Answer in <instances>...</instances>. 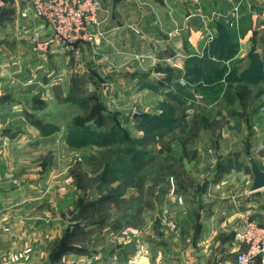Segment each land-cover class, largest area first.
Listing matches in <instances>:
<instances>
[{"label":"rangeland","instance_id":"1","mask_svg":"<svg viewBox=\"0 0 264 264\" xmlns=\"http://www.w3.org/2000/svg\"><path fill=\"white\" fill-rule=\"evenodd\" d=\"M217 1L224 11L225 0ZM184 2L128 0V6L120 10V4L111 8L109 3L107 19L124 17L126 32L122 33L123 24L116 23L115 27L120 45L113 36L103 40L105 49L100 48L98 39L83 43L79 55L67 50L72 61L78 63V72L54 79L51 87L44 90L24 84L20 73L27 67L19 62L16 52L22 51L23 40L6 39L5 47L17 56L22 86L0 91V139H6L8 144L0 143V180L9 177L16 184L47 176L49 181L43 189L38 185L31 188L44 194L51 192L53 204L49 209L58 208L61 235L70 231L72 236L74 230L65 226V217L80 207L82 215L76 236L62 242V251L73 246L71 250L76 254H85L87 250L100 252L104 237L100 226L107 224L112 242L109 248L106 243L103 247L112 253L119 252L120 259L132 257L134 242L131 234H122L123 229L154 221L161 209H167L166 216L173 222L187 225L191 214L210 208V202L218 196L220 188L213 190L211 185L215 177L225 175L224 172L228 176L231 163H237L240 157L241 163H247V172L250 157L260 162L264 157L260 147H252L254 135L264 130V72L260 71L256 57L243 61L245 52L235 53L239 38L249 35L251 43L260 31H252L253 25H247L251 26L248 32L246 25L233 27V32L227 28L218 41H209L212 49L218 50L217 54L210 52L209 57L216 61L221 58L217 69L225 67L227 72L236 66L238 75L246 70L241 81L226 83L220 77L207 80L203 76L186 79L183 76L187 66H192L186 63V54L197 56L204 39L189 36L183 43L180 40L182 33L194 31L196 22L192 23L194 28H188L190 31L174 37L167 34L168 24L172 29H181ZM203 2L210 4L212 0ZM3 7L0 13L5 11ZM213 8L208 6L210 22L214 19ZM138 15L142 18L140 23ZM223 15L224 24L232 28L233 17L227 19ZM234 15L237 20L241 14L237 11ZM29 41L31 44L32 39ZM181 48L187 53H181ZM228 54L233 57L225 60ZM29 71L30 81L42 82L47 78L42 68ZM77 128H85L89 138H71ZM8 163H28V167L16 175L8 174L2 169L8 168ZM194 177L205 183L202 185ZM3 181L0 189L8 188V181ZM1 209L6 214L7 210L0 206ZM136 212H141V216L134 218ZM3 222L0 264H8V225ZM90 226L97 227L92 243ZM145 240L141 245L147 250V236ZM69 259L62 264H72Z\"/></svg>","mask_w":264,"mask_h":264},{"label":"crops","instance_id":"2","mask_svg":"<svg viewBox=\"0 0 264 264\" xmlns=\"http://www.w3.org/2000/svg\"><path fill=\"white\" fill-rule=\"evenodd\" d=\"M184 1L183 4L186 10L182 13L181 32L190 31L188 28H194L192 26L194 22L198 25L194 28L196 34L192 33L194 31L191 33L187 32L186 35L181 34L180 40L182 43L184 39L188 40L189 36L200 37L205 42V29L207 28L213 37L216 36L218 24L225 22L223 13H225L227 19H231L233 17L232 14L238 11L241 15L237 18L238 21L233 17L232 27L243 28L246 25V32H248L253 25L255 28L252 26V31L257 29L260 31V34L258 33L259 36L255 41L252 40L251 43L248 40L249 35L239 38L240 46L236 53L241 54L244 51L243 57L245 58L242 60L246 61L249 57L248 53L253 51L258 56L261 62V70L264 72V0H225L226 6L224 7L227 8L224 11L217 5L220 4L217 0H212L210 4H204L203 0ZM127 2L128 0L119 2L118 4L120 5H118L117 10L126 8L128 6ZM109 3L112 5L111 8L116 6L110 0L102 1V10L100 11V48L104 47L103 40L108 37L113 39V36H116L117 45H120L121 40L119 33L116 32V23L123 24L121 26L123 34L127 30L125 23H122L124 17L117 15L107 19L110 12L107 9ZM3 4L6 8L5 11L0 13V91H8L10 90V86H22L19 83L22 76L25 86L30 87L33 84V87L44 90L51 87L54 79H61V76L70 77L73 73L76 74L78 72L75 69L78 63L72 61L67 50L57 42L53 43L48 51H32L29 40L33 35L37 34L43 40L50 38L53 32L43 20L34 14L28 1L4 0ZM164 4L167 5V3ZM190 5L193 8L190 9ZM208 6L214 7L212 11L214 19L212 22L208 20V15L210 14ZM133 7L136 9V6ZM235 8L237 11L234 12ZM197 9L200 10L199 13H197ZM245 9L246 13H244ZM257 17L259 19H256ZM138 18V23H140L142 18L140 15H138ZM184 23L186 24L185 26L183 25ZM168 25L167 27L166 25L164 26L168 29L167 34L175 28L172 29L170 24ZM247 25L251 26L247 28ZM156 27L158 28V24L157 26L154 24L155 29ZM165 33L166 31H163L164 37ZM6 39L23 40L24 42L22 51H16L18 52L19 60L21 59L19 62L27 67V70H22L23 73H20L22 76L18 72L19 66L16 63L17 56H15L14 50L8 51V47H5V45L8 46ZM203 43L197 56H202L204 53L203 50L206 46L203 47ZM180 51L181 53H187V51L184 52L183 48ZM90 53L86 52V54ZM189 55V53L186 54V56ZM77 62H80V60ZM38 68L43 69V74L48 79L46 78L42 82L30 81L29 70ZM10 103L13 104L16 101H11ZM5 142L6 139H0L2 145L8 146ZM10 145L14 147L13 143H10ZM252 145L253 148L260 147L262 154H264V130L259 135H254ZM241 159L242 157L237 159V163H231L232 168L228 176H225L227 173L224 172L223 174L225 175L217 176V178L213 179L214 182L211 183L213 187H211L213 190L220 188L218 196L210 202V208L197 209L195 215L194 213L191 214L187 225L186 223L178 224L173 222L171 218L166 216L164 210L167 209H161L160 215H155L157 217L154 218V221L149 220L148 224L134 226L131 230L128 228H125L126 230L123 229L122 232H124L122 234H131L129 236H131L134 242L132 257L127 256V258L120 259L119 252L112 253L111 250H106L105 246L103 247V243H106L109 248L112 241L109 240L111 235V232H109L111 231L110 226L102 224L100 229L104 237H101V243L99 244L101 248L100 252H89L87 250L85 254H76L72 250L67 252V254H63V257L56 263L62 264L66 262L67 258H70L69 261L73 262L72 264H82L83 262H85L84 264H133L134 256L142 242L146 243L145 237L147 236L149 248H147L146 255L139 259L140 264H232L236 252L243 248V244L234 239V232L244 220L250 219L255 222H261L264 218V188L249 192L252 175L246 170L247 163H241ZM254 159L256 160V158ZM15 161L18 162L19 160ZM15 161L13 160V162ZM256 161L264 169V157H262L261 162L259 160ZM27 164L8 163V168L3 167L2 169H4V172L8 171V174L12 173L16 175L24 167H28ZM194 179L197 182H201L202 185L205 183V181H199L198 177H194ZM2 180H4L3 184L8 181V188L2 187L0 189V206L7 210L6 214L1 212L2 209L0 210V225L3 220V224L5 225L6 223L8 225V264H10L11 260L9 256L12 252L25 249L26 247H31L32 252L29 258L24 261H28L29 264L52 263L50 255L53 253L54 244L62 236L60 213L57 206L53 210L49 209L53 204L51 192L44 194V192L34 191L35 187L31 188L33 185H38L40 189H43L49 178L44 176L25 181L21 180L22 182L19 181L16 184H13L9 177L7 180L3 176L0 181ZM208 183L210 181L206 184ZM133 216L134 218L140 217L141 212H136ZM66 218L65 226H69L70 223L66 221ZM90 227L91 235L89 239L92 243L96 238L93 235L94 228L97 227ZM91 243L90 245H93ZM252 264H261V262L257 259Z\"/></svg>","mask_w":264,"mask_h":264},{"label":"built area","instance_id":"3","mask_svg":"<svg viewBox=\"0 0 264 264\" xmlns=\"http://www.w3.org/2000/svg\"><path fill=\"white\" fill-rule=\"evenodd\" d=\"M0 0V8L3 6ZM34 14L48 25L53 34L41 40L37 34L31 37V48L35 52H45L53 43L61 44L74 55H79L83 43H93L100 39V11L102 0H26ZM197 1V0H191ZM235 12V11H234ZM233 17H236L234 13ZM232 24V21H231ZM204 46L213 39L212 33L206 29ZM181 34V29L174 28L169 36ZM234 239L243 244V248L235 254L232 264H252L259 259L264 264V218L261 222L247 219L234 232ZM31 247L14 251L9 256L11 261H24L29 258ZM146 253L141 245L134 256L133 264H140L142 253Z\"/></svg>","mask_w":264,"mask_h":264},{"label":"trees","instance_id":"4","mask_svg":"<svg viewBox=\"0 0 264 264\" xmlns=\"http://www.w3.org/2000/svg\"><path fill=\"white\" fill-rule=\"evenodd\" d=\"M227 28L234 29L233 27H227V25H225L223 22H221L220 24H218L217 26V34L216 36L213 37L212 41L216 42L218 41V38L220 36L221 33L225 32L227 30ZM228 31V30H227ZM232 32L234 30H231ZM216 44V43H214ZM204 53L202 56H196V55H192V56H188L186 59V63L189 64L191 63L192 66L188 67L187 66V70L186 73L184 74V78L188 79V78H196L197 76H203L204 78H207V80L209 79H215V77L217 79H222L223 82L226 83H235V82H239L241 81L242 75L244 76V73L246 74V70L243 71V74L238 75L237 74V67L236 66H232L230 68H228L229 71L225 72V70H227L225 67L221 68V69H217L218 65L221 60V58H219V61L216 60H212L209 56L210 52L217 54L218 50L216 49H212V47L210 46V43L208 44V46L206 48H204ZM236 53V52H235ZM220 55V54H219ZM218 55V56H219ZM249 56V57H248ZM248 58H251V60L253 59V57H256L258 60V56L256 54L253 53V51H250L248 53ZM225 57V56H224ZM233 57V54H228L227 57H225V60H230ZM260 62V60H259ZM261 64V62H260ZM252 71V70H251ZM261 71V69H260ZM220 77V78H219ZM250 79H248L249 81ZM220 85L217 86V88ZM219 89V88H218ZM71 138L74 137L75 140H81L84 141L86 139L89 138L88 134L86 133V129H76L74 132H72L71 134ZM91 137V136H90ZM98 142L100 143V141L98 140ZM140 165V163H139ZM76 210H79L80 212V219L77 222L74 223H70L69 225L72 228L73 234L71 236V233L69 231L68 235L64 232V234L61 236V238L58 240V242H55L54 244V250L53 253L50 255V261L52 262L51 264H56V262L61 258V256L69 251H72L71 249H73V246H71L70 248H68L66 246L67 250L62 251V246H64L62 244V242H64L65 239L69 238L70 239H74V237L76 236L75 234V229L77 228V226L79 225V222L81 220V215H82V210L80 209V207H78ZM72 237V238H71ZM67 251V252H66ZM55 262V263H53Z\"/></svg>","mask_w":264,"mask_h":264},{"label":"water","instance_id":"5","mask_svg":"<svg viewBox=\"0 0 264 264\" xmlns=\"http://www.w3.org/2000/svg\"><path fill=\"white\" fill-rule=\"evenodd\" d=\"M105 1V0H102ZM113 5H117L119 2L123 0H110ZM249 169L252 175V181L249 187V192H254L264 188V169H262L257 161L253 158H249ZM80 212L76 210L72 215L66 218V221L69 223H74L79 221Z\"/></svg>","mask_w":264,"mask_h":264}]
</instances>
